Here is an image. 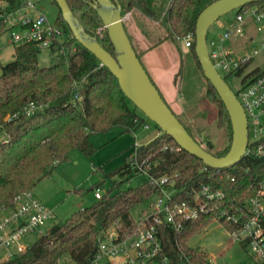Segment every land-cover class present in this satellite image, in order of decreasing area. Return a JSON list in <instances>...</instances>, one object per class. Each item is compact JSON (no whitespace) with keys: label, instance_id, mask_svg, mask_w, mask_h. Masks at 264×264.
<instances>
[{"label":"trees","instance_id":"16d2710c","mask_svg":"<svg viewBox=\"0 0 264 264\" xmlns=\"http://www.w3.org/2000/svg\"><path fill=\"white\" fill-rule=\"evenodd\" d=\"M0 1L7 4L6 12L10 13L27 0ZM115 1L122 8L121 16L130 10H137L146 19L159 20L147 0ZM214 1L171 0L159 20L163 34L153 41L149 49L166 40L178 43V39L191 34L190 55L201 70L194 52L195 24L201 11ZM67 4L85 32L95 37L100 46L113 55V47L92 8V1L67 0ZM262 5L263 2H260L244 8H261ZM56 23L65 33L71 34L60 11ZM3 35L4 24L0 20V39ZM9 46L12 48L11 60L0 64V207H12L13 198L18 193L32 191L39 181L50 174L55 164L66 160L72 150L91 157L95 152L90 142L92 134L113 128L134 133L144 126V119L135 107H129L130 102L121 92L115 77L72 35L50 47L48 53L52 64L48 67L39 65V50L34 44ZM249 61L241 64L235 74L240 75ZM261 72L255 70L243 81ZM207 94L217 107V125L225 133V144L221 150H214V146L207 143L205 150L215 157H222L230 148L231 124L223 103L208 81ZM30 105L34 109L27 114ZM7 116L9 120H5ZM184 128L193 138L188 128ZM259 146L264 150V139L237 164L222 169L223 176L220 178L213 175V169L179 149L161 131L147 144L133 149V156H126L122 166L105 175L108 179L118 176L120 181L113 182L101 199L72 213L63 222L51 224L23 253L0 264H59L64 257H69L74 264H91L105 233L113 226L122 233L130 232L133 226L130 211L159 192L147 178L137 187L122 188L123 184L131 183L139 175L138 166L149 165L148 173L155 178L176 174L174 181L175 188L179 190L178 200L186 199L192 188L204 184L223 191L230 203L241 206L255 194L256 184L264 181V156L257 153ZM211 220V216L202 215L195 221L185 222L179 232L166 224L158 226L161 255L168 264H208L205 251L189 247L188 242ZM226 229L231 227L226 225Z\"/></svg>","mask_w":264,"mask_h":264},{"label":"rangeland","instance_id":"374dc122","mask_svg":"<svg viewBox=\"0 0 264 264\" xmlns=\"http://www.w3.org/2000/svg\"><path fill=\"white\" fill-rule=\"evenodd\" d=\"M147 1L154 12V16L159 20L164 16L171 2V0ZM27 2L34 5L35 14H42L50 24H57L59 9L52 0H27ZM235 13L236 11H232L213 23L208 29L207 38L209 39L211 36L220 37L229 28V24L234 21ZM122 18L124 30L137 57L176 118L188 128L202 148L206 149L207 143H210L214 146V150H221L225 144V133L217 125V107L207 94L206 79L195 65L190 50L183 47L182 39H178V43L170 40L181 57V66L175 76L172 78L165 77L163 74L155 72L154 54L145 53L147 47L151 46L153 41L163 34L159 20L146 19L137 10L126 12ZM258 27L262 30L257 31ZM5 39L6 35H3L0 42L5 41ZM226 44L229 46L228 50L234 59L243 56L250 57L249 64L240 75L220 72V76L224 78L230 90L237 94L247 75L255 70H264V21L255 24L253 21L247 20L243 25L242 34L232 35ZM253 50H257V53L253 54ZM1 53L2 63L11 60L12 48L9 45H6ZM37 59L41 67H48L52 64V59L47 50H39ZM149 60L152 61V65L149 64ZM128 105L131 109L134 108L131 103ZM136 112L144 119L146 129L142 126L134 133H128L121 128H113L107 132L92 134L90 142L95 148V152L91 157L84 156L78 150H72L65 161L55 164L50 174L34 186L31 191L34 197L46 208L53 211V224L63 222L72 213L95 202L96 199L93 194L96 188L101 195H105L113 182L120 181L118 176L108 179L105 175L122 166L126 156H133L131 153L135 147L132 145L135 141L140 145H145L154 138L157 131L159 134L161 133L154 123L138 110ZM118 137H124L128 144L122 147L121 144L116 143L115 140ZM143 179L142 176L138 175L133 178L131 183L123 184L122 188L137 187ZM154 199L155 195L133 208L130 211L132 219H136L138 213L146 210ZM35 239V235H30L24 239V244L28 246ZM188 245L191 248H199L205 251L208 256V264H258L248 250L242 248L237 242L229 241L226 230L216 221L209 222L199 234L194 235L189 240ZM1 258L2 253L0 251ZM59 264L74 263L69 257H64Z\"/></svg>","mask_w":264,"mask_h":264},{"label":"built area","instance_id":"2783aa9c","mask_svg":"<svg viewBox=\"0 0 264 264\" xmlns=\"http://www.w3.org/2000/svg\"><path fill=\"white\" fill-rule=\"evenodd\" d=\"M7 4L0 1V20L4 24L5 35L9 45L34 44L38 50H49L55 43H62L69 38L62 28L50 24L42 14H35V7L27 2L13 12H6ZM234 21L229 24L220 37L206 39V47L214 69L231 74L237 73L241 64L250 60L243 56L234 59L226 49L225 43L232 35H240L247 20L259 24L264 21V2L258 6L240 8ZM260 27L257 31H261ZM192 35L182 38L183 47H191ZM257 50H253L256 54ZM247 121L248 140L244 157L251 148L264 139V70L254 78L244 81L235 94ZM30 105L27 114L33 111ZM7 116L5 120H9ZM143 128H147L146 125ZM138 146L135 145V148ZM134 148V149H135ZM257 153L264 156L261 146ZM142 162V164H144ZM207 167V166H206ZM206 167L204 170H206ZM150 167L138 166V174L150 180L159 192L146 210L133 219L130 232L122 233L117 227L109 229L99 241L98 252L91 264H168L161 255V243L158 226L166 224L176 232L182 230L185 222L195 221L202 215L211 216L222 226L230 242H237L255 258L258 264H264V181L255 186V194L241 206L230 203L223 191L209 185L192 188L186 199L178 200L175 177L149 175ZM213 175L222 178V169H213ZM228 178V174L225 175ZM233 181V179H231ZM102 195L94 192L96 200ZM53 212L39 202L31 191H23L13 198L12 207H0V262L12 259L23 253L27 245L24 239L30 235H43L52 224ZM226 225L231 229H226Z\"/></svg>","mask_w":264,"mask_h":264},{"label":"water","instance_id":"95a60500","mask_svg":"<svg viewBox=\"0 0 264 264\" xmlns=\"http://www.w3.org/2000/svg\"><path fill=\"white\" fill-rule=\"evenodd\" d=\"M53 1L77 43L111 72L125 98L169 136L179 149L211 169L232 167L244 157L248 140L246 116L236 95L214 69L207 51L206 37L211 25L222 16L264 0H216L201 11L195 24V55L204 78L216 91L231 124L230 148L222 157H215L202 148L164 102L129 41L123 26L122 8L115 0H91L92 8L97 13L113 47V55L104 50L95 37L85 32L84 27L71 12L67 0Z\"/></svg>","mask_w":264,"mask_h":264},{"label":"crops","instance_id":"0c3cea01","mask_svg":"<svg viewBox=\"0 0 264 264\" xmlns=\"http://www.w3.org/2000/svg\"><path fill=\"white\" fill-rule=\"evenodd\" d=\"M6 45H9L7 43V38L5 39V41L0 42V55L2 54L1 52L3 51V48L6 47ZM225 46H226V49L228 50L229 46L227 44ZM149 48H150V46L147 47V50L145 53L154 54L153 62L155 61V63H156L155 64L156 65L155 66V72L157 71L158 74H163V76H165V77L168 76L169 78H172L173 76H175V74L179 70V67L181 66V57H180L176 47L171 43V41L166 40L165 42L161 43L160 45L156 46L155 48H152V49H149ZM1 63L2 62H1V58H0V64ZM149 64L152 65V61L149 60ZM170 82H172V81H170ZM163 86H164V83H163ZM166 90L168 91L167 88H166ZM159 135L160 134L157 131V134L154 136V138L159 136ZM115 142L118 144H121L122 147H124L125 145L128 144V141H126V139L124 137H118L115 140ZM135 145L141 146L140 144L136 143V141L132 146L135 147ZM130 151H131V149L129 150L128 154L130 153ZM93 197H94V194H93Z\"/></svg>","mask_w":264,"mask_h":264}]
</instances>
